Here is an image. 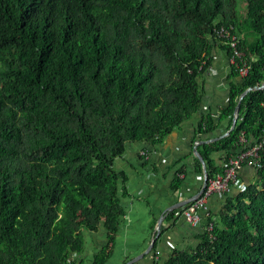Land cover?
Here are the masks:
<instances>
[{"label":"trees","instance_id":"trees-1","mask_svg":"<svg viewBox=\"0 0 264 264\" xmlns=\"http://www.w3.org/2000/svg\"><path fill=\"white\" fill-rule=\"evenodd\" d=\"M217 46L229 101L202 116L198 141L230 130L243 92L264 83V0H0V264H76L102 227L92 264H105L129 196L116 160L200 111ZM263 137L264 88L252 89L235 128L197 145L208 178ZM259 160L254 182L206 212L199 244L166 264H264V144Z\"/></svg>","mask_w":264,"mask_h":264},{"label":"crops","instance_id":"crops-1","mask_svg":"<svg viewBox=\"0 0 264 264\" xmlns=\"http://www.w3.org/2000/svg\"><path fill=\"white\" fill-rule=\"evenodd\" d=\"M230 65L226 52L217 46L212 65L200 78L204 87L200 111L174 130L163 143L130 142L124 155L116 160V169L124 171L128 177L129 196L124 198L126 213L115 248L105 264H166L175 249H188L199 244L205 229L206 212H217L228 193L234 195L240 185L243 187L255 181V167L245 165L240 170V185L237 183L224 193L212 194L207 200L208 211H200L201 220L197 225L176 213L180 201L192 199L203 187L204 173L198 171V157L194 153L200 137L196 128L204 114H218L228 104ZM225 129L224 124L211 135L217 137ZM213 158L218 165H224L223 153H214ZM180 169L184 170L180 174L183 183L175 190L173 182ZM173 210L175 212L171 214ZM102 228L94 234L86 232L84 251L72 256L76 264H92L95 254L107 242L106 229ZM153 241L154 246L149 250Z\"/></svg>","mask_w":264,"mask_h":264},{"label":"built area","instance_id":"built-area-1","mask_svg":"<svg viewBox=\"0 0 264 264\" xmlns=\"http://www.w3.org/2000/svg\"><path fill=\"white\" fill-rule=\"evenodd\" d=\"M232 45L235 46L236 43L233 42ZM247 72V66L242 67L240 70L241 75H246ZM241 140L245 142V136L242 135ZM263 144L264 137L261 142L254 145H245L240 152L231 156L228 163L225 165L223 172L218 173L211 178H207V184L200 195L191 202L179 207L176 212L177 215L185 217L192 225H197L201 220L200 211H208L207 200L212 194L224 193L229 190L232 185L237 184L239 181L240 170L245 165L255 168L261 166L259 158Z\"/></svg>","mask_w":264,"mask_h":264},{"label":"water","instance_id":"water-1","mask_svg":"<svg viewBox=\"0 0 264 264\" xmlns=\"http://www.w3.org/2000/svg\"><path fill=\"white\" fill-rule=\"evenodd\" d=\"M264 88V83L262 85H257V86H253V87H249L247 88L243 94L241 95L240 97V100L239 102L237 103L236 105V108H235V111H234V116H233V122H232V126L230 128L229 131L225 132L224 134L220 135V136H217V137H211L210 139H207V140H199L197 141V145L200 144V143H203V142H211V141H215L223 136H226L228 135L231 130H233L236 126V123H237V120H238V117H239V113H240V106H241V100L242 98L252 89H262ZM197 145L194 146V153L195 155L199 158V160L201 161L202 165H203V173H204V183H203V187L202 189L199 191V193L197 195H195L192 199L190 200H184V201H180L178 206L177 207H181L189 202H191L192 200H194L196 197H198L200 195V193L204 190L206 184H207V178H208V171L206 169V162L202 156V154L199 152L198 148H197ZM154 246V241L151 243V245L149 246V250H151Z\"/></svg>","mask_w":264,"mask_h":264},{"label":"rangeland","instance_id":"rangeland-1","mask_svg":"<svg viewBox=\"0 0 264 264\" xmlns=\"http://www.w3.org/2000/svg\"><path fill=\"white\" fill-rule=\"evenodd\" d=\"M102 229H104V228H102ZM89 232V231H88ZM94 233H97V232H90V234H94Z\"/></svg>","mask_w":264,"mask_h":264}]
</instances>
